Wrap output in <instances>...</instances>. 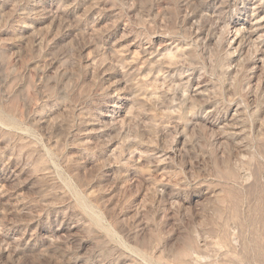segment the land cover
Masks as SVG:
<instances>
[{"label":"rangeland","instance_id":"obj_1","mask_svg":"<svg viewBox=\"0 0 264 264\" xmlns=\"http://www.w3.org/2000/svg\"><path fill=\"white\" fill-rule=\"evenodd\" d=\"M0 264H264V0H0Z\"/></svg>","mask_w":264,"mask_h":264}]
</instances>
